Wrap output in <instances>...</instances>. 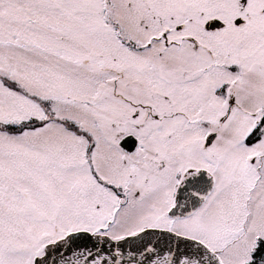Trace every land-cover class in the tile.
I'll return each mask as SVG.
<instances>
[{
	"label": "snow or ice",
	"instance_id": "1",
	"mask_svg": "<svg viewBox=\"0 0 264 264\" xmlns=\"http://www.w3.org/2000/svg\"><path fill=\"white\" fill-rule=\"evenodd\" d=\"M0 264H264V0H0Z\"/></svg>",
	"mask_w": 264,
	"mask_h": 264
}]
</instances>
